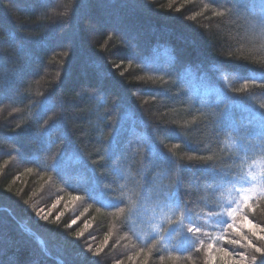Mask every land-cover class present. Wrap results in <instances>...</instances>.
I'll use <instances>...</instances> for the list:
<instances>
[{
    "label": "trees",
    "instance_id": "16d2710c",
    "mask_svg": "<svg viewBox=\"0 0 264 264\" xmlns=\"http://www.w3.org/2000/svg\"><path fill=\"white\" fill-rule=\"evenodd\" d=\"M230 3L0 0V264H204L187 226L264 174V0Z\"/></svg>",
    "mask_w": 264,
    "mask_h": 264
},
{
    "label": "snow or ice",
    "instance_id": "6c2138e0",
    "mask_svg": "<svg viewBox=\"0 0 264 264\" xmlns=\"http://www.w3.org/2000/svg\"><path fill=\"white\" fill-rule=\"evenodd\" d=\"M149 3H155V0H148ZM233 0L228 5L231 7ZM171 5L169 8L171 9ZM176 12H179L180 9H175ZM217 16L223 15L222 12L217 11L215 13ZM188 21L195 20V17L189 16L186 18ZM14 45L17 49V57L22 60V65L26 59V53L23 50V45L16 41L13 38ZM65 56L68 55V52L64 53ZM62 75V70L57 72V82L60 80ZM8 82H5L0 87H3ZM64 116L62 113H54L53 116L48 117V120H45L43 124L47 125L48 121L52 120L54 117ZM223 126H229V117L223 115L220 117L219 121ZM37 123V122H36ZM41 124V123H37ZM251 127L247 130L248 137L256 138L264 140V113L260 114L259 117L253 115L250 118ZM44 129V128H43ZM40 131L38 137H35L37 141L40 139V134L43 131ZM50 151V149H49ZM107 151V149H106ZM51 155V153L49 154ZM54 157H52L53 159ZM192 158H189L191 162ZM28 171H32L31 168H28ZM211 183H215L216 180H210ZM245 184H250V187L242 186L237 191L240 192V198L235 201L234 207H228L226 209V217L227 223L226 229L230 230L228 232L229 236H232L235 233L236 236H239V239L231 238L227 239L225 237V225L220 227V232L212 236L210 232L205 231L202 227H196L195 225H188L186 230L187 232L193 234L198 239L197 246L192 250V252L187 253V256L194 260L195 253H202L206 256L204 264H257L259 254V264H264V244H257L253 242V238L257 241H264V226L260 223L254 222L252 219H249L250 215L256 214H264V174H256V173H249V179L245 181ZM81 196L75 195L72 197V200H80ZM165 207L167 204L165 203ZM186 208V205H185ZM213 207H209L207 209V215L209 219L215 215H220V213L210 211L209 209ZM122 211V210H121ZM39 215V213H37ZM46 218V217H45ZM184 221H182L183 223ZM77 221L74 219L72 220L71 224H76ZM245 226L247 227V231H245ZM71 227V225H69ZM250 233V235H249ZM77 237L82 235V232L76 234ZM208 236L209 239L205 241L202 237ZM154 239H160L156 237ZM226 240V243L231 244L233 246H238L239 248L243 249H250L251 254L249 255L247 252H240V251H229L224 247H219L218 244L220 241ZM107 242V237L105 238V243ZM102 249H94L92 247L87 248V252L92 254L93 256H99ZM171 251H175V245L173 243V247ZM117 264H120L117 261Z\"/></svg>",
    "mask_w": 264,
    "mask_h": 264
},
{
    "label": "rangeland",
    "instance_id": "374dc122",
    "mask_svg": "<svg viewBox=\"0 0 264 264\" xmlns=\"http://www.w3.org/2000/svg\"><path fill=\"white\" fill-rule=\"evenodd\" d=\"M86 26H87V29H88V35L90 37L93 36V32L94 31H97V30H101V28L99 27L100 25L98 24V21H96L93 17H89V20H87V23H86ZM128 42V45H130L129 41ZM259 167H256L255 171H253L252 173H256L259 175ZM248 179H249V176H248ZM244 187H250V184H246ZM241 188V187H240ZM239 188H237L234 193L230 194V196L227 197L226 199V209L228 207H234L235 206V201H237L239 198H240V192L237 191ZM226 211L221 214L220 216L216 217L213 219V224L215 225V228L220 230V227H223L228 221H227V217L225 215ZM207 222V221H206ZM210 222H208L209 224ZM245 228H247L245 226ZM225 230H226V225H225Z\"/></svg>",
    "mask_w": 264,
    "mask_h": 264
}]
</instances>
